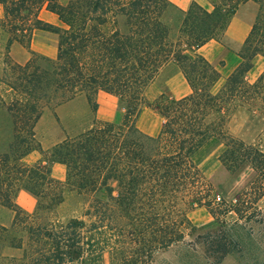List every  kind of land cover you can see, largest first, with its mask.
I'll use <instances>...</instances> for the list:
<instances>
[{
    "label": "trees",
    "instance_id": "16d2710c",
    "mask_svg": "<svg viewBox=\"0 0 264 264\" xmlns=\"http://www.w3.org/2000/svg\"><path fill=\"white\" fill-rule=\"evenodd\" d=\"M243 1L194 3L170 22L168 0H0V210L13 214L0 222L4 264H148L184 242L197 208L223 227L261 213L264 132L247 142L229 123L239 108L264 111V71L247 79L264 57V0H252L259 10L242 61L220 88L218 71L198 53L224 34ZM37 31L58 35L56 58L14 60L13 45L29 47ZM170 65L191 93L160 96L163 121L150 136L137 126L144 95ZM100 91L117 98L121 119L95 118L45 152L36 137L45 112L85 96L96 113ZM212 143L223 146L218 160L231 179L246 175L242 189L228 194L206 178L198 156ZM34 151L42 158L27 164ZM56 163L66 167L65 184L52 176ZM64 187L82 197V216L63 217ZM21 191L36 200L32 213L17 203Z\"/></svg>",
    "mask_w": 264,
    "mask_h": 264
},
{
    "label": "rangeland",
    "instance_id": "374dc122",
    "mask_svg": "<svg viewBox=\"0 0 264 264\" xmlns=\"http://www.w3.org/2000/svg\"><path fill=\"white\" fill-rule=\"evenodd\" d=\"M69 0H61L65 4ZM259 6H257V12ZM42 18L61 27L58 18L45 12ZM181 18V13L175 8H170L168 19L170 22ZM58 51V35L50 31H37L30 43V46L14 44L12 47V57L14 60L25 63L35 56L55 59ZM177 71L175 66H168L159 75L145 92V104L141 109L137 120L138 128L145 134L158 133L162 125V117L155 108L157 100L163 93H169L165 81L169 75ZM225 83V81H224ZM224 83H220V88ZM163 93L160 94L159 92ZM85 96L78 99L85 100ZM114 101L108 99L101 102L100 115L87 114L85 117L77 118V99L67 103L66 109L62 113L46 111L42 119L36 126V137L41 143L45 152L58 143L62 142L67 135H76L87 129L96 118L101 122H117L121 119L118 107V100L112 95ZM97 99V96H96ZM99 106V105H98ZM91 110V108H89ZM230 133L247 142L253 141L264 132V111H251L246 108L236 110L229 123ZM223 146L219 143H212L207 146L198 156V161L205 173L206 178L219 186L218 188L231 194L240 190L246 183V175H241L238 179H231L225 172L224 166L218 160ZM42 158L39 151H34L26 160L27 164H34ZM50 155L47 156V159ZM58 163L54 164L57 165ZM53 165V166H54ZM61 166L62 178H57V173L52 169V176L61 184L66 182V167ZM65 201L62 205V215L64 218L80 217L83 214L84 201L77 196V191H71L64 187ZM17 203L25 211L32 213L36 206V200L26 191H21L17 196ZM260 214L248 221H239V226L231 223V218H227L225 227L221 226L212 217L206 208H197L191 215L190 220L194 226L193 231L186 234L182 243L174 245L166 250L154 254L148 264H264V198L257 206ZM13 214L0 210V222L7 223ZM5 254L9 251H4ZM13 254L21 255V251H13ZM0 264H4L0 259ZM105 264H110L107 260Z\"/></svg>",
    "mask_w": 264,
    "mask_h": 264
},
{
    "label": "crops",
    "instance_id": "0c3cea01",
    "mask_svg": "<svg viewBox=\"0 0 264 264\" xmlns=\"http://www.w3.org/2000/svg\"><path fill=\"white\" fill-rule=\"evenodd\" d=\"M168 1L171 8H175L179 11H187L194 3H198L199 5L206 8H212L211 0H168ZM257 6L258 4L252 0L243 1L240 4L237 12L231 18L224 34L217 40L209 41L198 51V53L218 71L220 75L218 85H220V83H224V81H226L228 76L239 67L242 61L240 57V52L251 32L252 25L256 17ZM45 12L48 11H44L43 13ZM50 58L53 57L50 56ZM263 71H264V57L257 56L253 61V67L247 74V79L253 83L257 80V78ZM165 84L169 93L175 99L186 97L191 93V87L188 81L186 80L182 72L179 70L169 75L165 81ZM159 93L162 94L163 92L160 91ZM107 97H112V95L102 91L97 93L96 100L99 105L97 114L100 115L101 102L108 99ZM108 100L114 101L113 98H109ZM66 105L67 103L58 107L56 112L58 111L59 114L64 112L66 109L65 108ZM89 108L91 107L89 105L87 98H85V100H81L77 98V118L85 117L89 113H91V115L93 116L96 115V113H94L92 109L90 110ZM157 134L158 133H151L148 135L156 136ZM32 153L26 156L24 161ZM52 169L57 173V178L61 179L62 178L61 166L57 164L52 166Z\"/></svg>",
    "mask_w": 264,
    "mask_h": 264
}]
</instances>
